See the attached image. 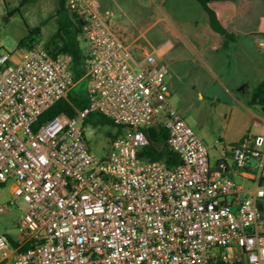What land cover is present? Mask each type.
Returning <instances> with one entry per match:
<instances>
[{"label":"built area","instance_id":"built-area-1","mask_svg":"<svg viewBox=\"0 0 264 264\" xmlns=\"http://www.w3.org/2000/svg\"><path fill=\"white\" fill-rule=\"evenodd\" d=\"M69 5L87 42V104L73 115L38 122L74 84L70 54L43 44L0 54V183L11 182L0 209H22L17 236L0 235V263L224 264L244 255L264 264V135L244 136L229 149L231 165L211 166L206 143L169 103L166 63L134 59L99 0ZM92 113L121 127L101 158L85 139ZM161 114L173 165L142 155Z\"/></svg>","mask_w":264,"mask_h":264},{"label":"rangeland","instance_id":"rangeland-1","mask_svg":"<svg viewBox=\"0 0 264 264\" xmlns=\"http://www.w3.org/2000/svg\"><path fill=\"white\" fill-rule=\"evenodd\" d=\"M69 1H64L62 9L58 10V0H0V54L11 53L15 57L23 54L26 46L20 45V40L29 34V30L35 28H38L39 32L32 33L30 39L37 40L39 44H45L65 24H72L75 33L77 27L76 16L79 14L70 8ZM99 1L106 6L103 10L108 9L109 12H112V19L119 26L128 28L134 37L136 36L132 49L139 57L146 56L149 53L158 57V51H160L166 60L183 57L187 59V64H191V61L199 58L196 52L190 49L187 42L192 39L189 21L191 22L194 11L201 10V6L196 0ZM244 2L245 0H237L232 3L235 8H239ZM258 3V0H253L248 2V5L250 7H253V5L259 6ZM258 10L260 9L255 10L254 25L252 24V26L264 25V15L261 16ZM175 27L184 31L186 39L175 36L173 33ZM61 32L66 35V28ZM76 38L87 53V42L83 29L77 32ZM57 39L59 40V37ZM207 52L208 50L202 52L204 58L207 57ZM87 89L88 77L84 76L74 80L69 95L71 98L80 100L86 98ZM171 101L173 107L178 109L189 126L206 143L210 165L215 166L220 154L213 146L217 136L216 120L212 107L209 103L200 101L197 98L196 91L191 88L188 78H186V83L182 85L180 90H172ZM164 118L163 114L159 115L156 123L164 122ZM92 119H95L96 122L92 123L90 121L84 124L86 142L94 155L99 158L105 157L111 149L113 138L121 131V128L116 124L98 121L94 116H92ZM202 128L203 131H201ZM262 128L264 131V127ZM204 133H206V136H204ZM226 157L228 164L231 165L232 159L229 153ZM228 175L237 178L231 173H228ZM10 183L9 181L0 187V206H5L11 197ZM251 185H253L252 182L245 183L246 187ZM259 185L264 189V169L261 173ZM260 203L264 214V196L260 199ZM20 205L22 208L25 207V202L21 200ZM21 214L22 209L17 206L0 209V235L17 236V223ZM224 252L229 256L232 253L230 249H224ZM240 260L241 263L229 261L224 264H245L244 255H241Z\"/></svg>","mask_w":264,"mask_h":264},{"label":"crops","instance_id":"crops-1","mask_svg":"<svg viewBox=\"0 0 264 264\" xmlns=\"http://www.w3.org/2000/svg\"><path fill=\"white\" fill-rule=\"evenodd\" d=\"M234 1L237 0L209 3L221 25L230 34L228 39L210 25L208 15L200 5L201 10L194 11L189 21L192 39H187L190 49L199 58L187 64V59L183 57L166 60L160 51L155 57L167 65L166 82L170 89L168 100L171 105L172 90H180L188 78L197 98L212 107L217 136L213 146L220 154L217 162L227 160L230 147L244 136L264 135V110L252 100L257 84L264 78V25L252 26L257 8L260 9L259 14L264 15V0H258L260 7H250L248 2L253 0H245L239 8L233 6ZM99 4L102 11H109L103 10L106 6L101 1ZM112 22L130 48L133 58L143 60L145 56L139 57L132 49L136 36L128 28H122L114 20ZM173 33L177 38L186 39L184 31L178 27L173 29ZM205 50H208L206 58L202 55ZM249 170L254 171L253 168ZM226 173L236 176V179L232 177L236 182H251L249 177L243 178L232 169Z\"/></svg>","mask_w":264,"mask_h":264},{"label":"trees","instance_id":"trees-1","mask_svg":"<svg viewBox=\"0 0 264 264\" xmlns=\"http://www.w3.org/2000/svg\"><path fill=\"white\" fill-rule=\"evenodd\" d=\"M66 0H58V10H61L63 7V3ZM202 8L206 11L210 25L220 32L225 39H228L230 34L228 31L221 25L219 22L216 13L209 7V3L212 1H220V0H196ZM77 27L75 29V33L73 32V25H62L61 29L57 31L45 44V48H47L53 55L58 53H68L71 55V71L74 80H78L85 76L86 72V57L87 53L81 47L80 42L77 40V32L82 30V20L79 15L76 16ZM71 25V26H70ZM66 28V35H63L61 32ZM82 28V29H81ZM39 29L35 28L33 30H29V34L20 40V45H25L26 48H31L38 43L37 40L30 39L32 33H38ZM72 32V33H71ZM59 37V40L57 39ZM252 100L254 103L260 105L264 110V78L257 84L255 91L252 96ZM87 104V98H82L78 100L77 98H71L69 92L66 98H61L53 103L39 118L38 122H41L45 119L52 117L53 115L64 112L68 115L74 114V106L76 107H84ZM92 116L96 117L98 121L101 122H109L114 124L113 121L104 117L99 113H92L85 120V123L92 121L95 123V119H92ZM118 126V125H117ZM121 128L120 126H118ZM147 134L149 137V144L145 147L142 155L147 160H161L167 163L168 165H173L179 162V158L177 155L171 151L166 143L167 139V128L164 125V122L155 123L147 128ZM264 169V167H263ZM4 185V183H0V186ZM262 208V206H261ZM3 264V263H0Z\"/></svg>","mask_w":264,"mask_h":264},{"label":"water","instance_id":"water-1","mask_svg":"<svg viewBox=\"0 0 264 264\" xmlns=\"http://www.w3.org/2000/svg\"><path fill=\"white\" fill-rule=\"evenodd\" d=\"M220 162V160L217 162L216 166H218V163Z\"/></svg>","mask_w":264,"mask_h":264}]
</instances>
